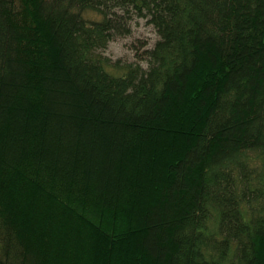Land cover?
<instances>
[{
    "label": "trees",
    "instance_id": "1",
    "mask_svg": "<svg viewBox=\"0 0 264 264\" xmlns=\"http://www.w3.org/2000/svg\"><path fill=\"white\" fill-rule=\"evenodd\" d=\"M0 264H264V0H0Z\"/></svg>",
    "mask_w": 264,
    "mask_h": 264
},
{
    "label": "rangeland",
    "instance_id": "2",
    "mask_svg": "<svg viewBox=\"0 0 264 264\" xmlns=\"http://www.w3.org/2000/svg\"><path fill=\"white\" fill-rule=\"evenodd\" d=\"M131 33L111 40L103 53L111 60L138 61L148 48L160 38L157 28L147 17H136L131 21ZM145 64V61H142Z\"/></svg>",
    "mask_w": 264,
    "mask_h": 264
}]
</instances>
